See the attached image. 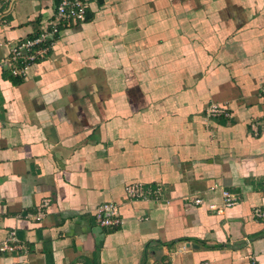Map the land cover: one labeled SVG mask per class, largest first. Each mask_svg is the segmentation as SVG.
<instances>
[{"label":"crops","instance_id":"0c3cea01","mask_svg":"<svg viewBox=\"0 0 264 264\" xmlns=\"http://www.w3.org/2000/svg\"><path fill=\"white\" fill-rule=\"evenodd\" d=\"M59 1L0 0V241L26 247L0 264H264V0H89L13 75ZM223 189L239 202L210 209Z\"/></svg>","mask_w":264,"mask_h":264},{"label":"built area","instance_id":"2783aa9c","mask_svg":"<svg viewBox=\"0 0 264 264\" xmlns=\"http://www.w3.org/2000/svg\"><path fill=\"white\" fill-rule=\"evenodd\" d=\"M88 3L89 0H60L55 5L54 16L47 29L41 31L34 37L21 39L10 46L9 56L6 60L10 72L13 75L24 77L28 65L43 58L47 54L55 39L58 37L61 28H66L85 20L88 13ZM205 115L208 118H228L231 112L224 104L210 102L205 108ZM253 131L256 134V126H253ZM124 189L126 199L130 201L156 199L160 195L159 188H152L140 182L129 183ZM221 193L222 204L220 206L209 205L210 209L221 212L224 207L236 204L240 200V196L233 191L223 189ZM192 200L196 204L202 201L199 197H192ZM46 204L47 200H43L40 204L37 218L43 215L42 208ZM253 215L264 218V210L254 208ZM94 217L95 221L104 227H116L122 222L119 204L111 201L98 205L94 210ZM14 251L26 252V247L17 241L14 234H11L6 239L0 241V253Z\"/></svg>","mask_w":264,"mask_h":264},{"label":"rangeland","instance_id":"374dc122","mask_svg":"<svg viewBox=\"0 0 264 264\" xmlns=\"http://www.w3.org/2000/svg\"><path fill=\"white\" fill-rule=\"evenodd\" d=\"M208 105V104H207Z\"/></svg>","mask_w":264,"mask_h":264}]
</instances>
